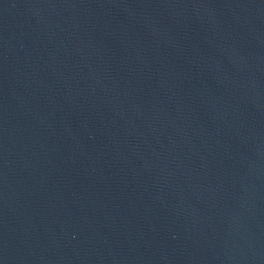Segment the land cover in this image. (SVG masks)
I'll return each instance as SVG.
<instances>
[{
  "label": "water",
  "instance_id": "obj_1",
  "mask_svg": "<svg viewBox=\"0 0 264 264\" xmlns=\"http://www.w3.org/2000/svg\"><path fill=\"white\" fill-rule=\"evenodd\" d=\"M0 264H264V0H0Z\"/></svg>",
  "mask_w": 264,
  "mask_h": 264
}]
</instances>
